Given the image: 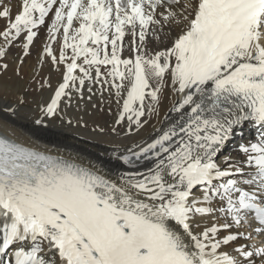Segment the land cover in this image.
I'll return each mask as SVG.
<instances>
[{"label":"snow or ice","instance_id":"snow-or-ice-1","mask_svg":"<svg viewBox=\"0 0 264 264\" xmlns=\"http://www.w3.org/2000/svg\"><path fill=\"white\" fill-rule=\"evenodd\" d=\"M57 3L50 31L55 39L62 29L63 45L59 59L51 47L46 53L53 64L70 62L47 116L57 114L66 89L77 81L82 87L92 70L99 82L101 67L109 66L107 76L121 81L111 84L117 96L125 81L130 85L117 123L129 114L139 124L145 98L158 101L166 75L184 94L174 108L181 116L137 154L139 159L151 152L156 163L129 188L151 203L83 168L0 138V264H257V258L264 264V247L254 244L234 248L235 255L218 251L251 234L216 238L248 215L256 222L253 231L264 237V142L241 149L258 153L248 160L256 169L250 178H233L244 174L216 163L242 122L264 128V0H22L0 36L26 29L27 49L33 29ZM9 16L0 3V18ZM165 28L179 29L171 47L145 55L153 40L169 38ZM126 37L133 59H121ZM197 188L200 200L193 195ZM216 197L233 223L195 232L196 218L213 212L201 205Z\"/></svg>","mask_w":264,"mask_h":264},{"label":"bare ground","instance_id":"bare-ground-1","mask_svg":"<svg viewBox=\"0 0 264 264\" xmlns=\"http://www.w3.org/2000/svg\"><path fill=\"white\" fill-rule=\"evenodd\" d=\"M0 3L10 12L9 17L0 18V32H4L9 30L10 23L21 11L22 0H0ZM58 6V3L53 6V11L45 17L43 25L33 29L36 36L27 49L24 47L27 43L26 29L18 36L14 29L9 31L8 38L0 36V53H2L0 54V138L83 168L124 189L133 195L134 199L151 203L142 194L137 195L135 190L129 188L130 183L142 178L138 174H148L156 163L151 152L140 156L139 159L137 154L177 124L181 113L175 112L174 108L179 106L184 94L174 91L175 86L166 75L158 93V101L153 102L150 97L145 98V115L140 118L139 124L134 122L135 117L131 121L128 120L129 114H125V119L117 123L123 112V102L127 98V89L130 85L125 81V87L120 89V95L117 96L116 89L111 87V84L121 81H112V78L107 76L110 67H101L99 82L96 81L95 71L92 70L93 78L86 79L82 87L77 81L74 87L70 86L66 89L68 94L61 98L57 114L47 116L45 109L54 97L55 91L63 83L65 65L70 62L66 60L65 64H53L46 53V49L51 47L53 55L59 59L63 45L62 29L56 33L55 39L50 31L54 10ZM33 15L38 19L39 13ZM75 27H78V22L73 23V28ZM164 32L169 38L162 42L153 40L145 48V55H154L157 51L170 48L172 41L179 34V29L165 28ZM130 40L131 37H126L124 50L120 54L121 59L134 58L135 54L129 51ZM66 55H72L71 49L66 50ZM77 62L82 63V60ZM74 75L83 78V74L79 71ZM150 83L154 88L158 86L155 82ZM138 107L139 102L133 105L134 109ZM108 113L111 114V117L109 116L111 127L100 132L98 129L101 125L100 120ZM25 118L29 120L26 121ZM34 119L40 121V124H45V127L43 125L32 127L31 122ZM260 128V125L249 121L236 128L235 134L216 158L221 170L244 169L243 176L238 174L233 177L238 180L250 178L255 173L254 164H249L248 160L250 156L258 153H245L241 149L257 144L261 132L262 135L264 134L263 130L258 131ZM243 187L245 190L255 188L254 185ZM114 195L119 196V193ZM193 195L197 200L202 199V189H194ZM201 206L211 207L213 212L204 218H196L198 227L194 229L195 232H201L213 225L222 228L225 223H233L226 212L220 211L226 205L219 197L213 198L210 204ZM243 226H246L245 231L242 229ZM255 226L256 222L252 215H248L239 227L222 229L217 234V239L241 232L246 237L251 234V239H237L230 246L222 245L218 251L235 255L233 249L240 245L254 244L257 247H264V237L253 231ZM258 261L259 258L257 264Z\"/></svg>","mask_w":264,"mask_h":264},{"label":"rangeland","instance_id":"rangeland-1","mask_svg":"<svg viewBox=\"0 0 264 264\" xmlns=\"http://www.w3.org/2000/svg\"><path fill=\"white\" fill-rule=\"evenodd\" d=\"M16 37V36H15ZM6 66H4L5 68ZM111 67V66H109ZM109 114V115H108ZM108 114H105L104 117L100 120L101 122V125L98 127L99 131L102 132L104 130H109L110 127H111V122H110V117H111V114L108 113ZM110 116V117H109ZM26 121L29 120V118H25ZM37 119H34L31 123V126L32 127H36L37 125H43L45 127V124H40V123H37ZM101 129V130H100ZM224 154V153H223ZM241 170H244V169H241ZM244 228H242L244 231L246 230V226H243Z\"/></svg>","mask_w":264,"mask_h":264}]
</instances>
